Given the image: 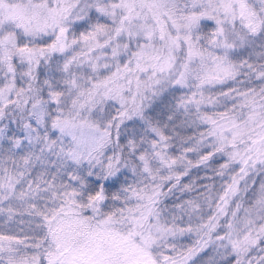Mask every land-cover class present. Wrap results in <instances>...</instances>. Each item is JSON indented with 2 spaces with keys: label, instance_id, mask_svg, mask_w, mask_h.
<instances>
[{
  "label": "snow or ice",
  "instance_id": "snow-or-ice-1",
  "mask_svg": "<svg viewBox=\"0 0 264 264\" xmlns=\"http://www.w3.org/2000/svg\"><path fill=\"white\" fill-rule=\"evenodd\" d=\"M0 264H264V0H0Z\"/></svg>",
  "mask_w": 264,
  "mask_h": 264
}]
</instances>
